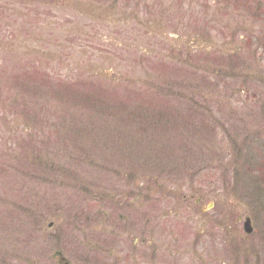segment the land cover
<instances>
[{
    "label": "rangeland",
    "instance_id": "374dc122",
    "mask_svg": "<svg viewBox=\"0 0 264 264\" xmlns=\"http://www.w3.org/2000/svg\"><path fill=\"white\" fill-rule=\"evenodd\" d=\"M58 252L264 264V0H0V264Z\"/></svg>",
    "mask_w": 264,
    "mask_h": 264
},
{
    "label": "trees",
    "instance_id": "16d2710c",
    "mask_svg": "<svg viewBox=\"0 0 264 264\" xmlns=\"http://www.w3.org/2000/svg\"><path fill=\"white\" fill-rule=\"evenodd\" d=\"M75 68L79 69V67H77V66H75ZM100 77H102V80L99 79L100 80L99 81L98 78H100ZM104 77L106 78V75H103V73L99 74V73H96V72H95V75H92L91 77H89V76L87 77V79L91 78V79H97V80L96 81H88V82H90V84H86L88 86L89 90L87 91V93H85L83 95V98H84L82 100L83 104L86 105L87 109L92 110V111L95 110L98 113H112L111 112L112 110H114L115 113H117L116 107H114L112 105V103L110 104V101L108 100L109 96H106L105 93H104V95L102 93H100L106 87H108V86L111 87V85L108 82H106V79ZM82 78H83V76H82ZM149 78L151 80L150 87H154V88L157 89V90H154L156 93H154L153 95L158 94V95H161L163 97H165V95H171V92H172L171 88H172V86L175 87L174 83H171V81H170V82H168V84L165 85V88L161 89L160 87H158L156 85L155 81H152L153 76L150 75ZM50 80H51L50 78L46 77L45 81H46V83H49ZM111 80H113V83L118 84L116 81H114V79L111 78ZM120 81H122V80H120ZM48 85H50V83ZM94 87H99L101 90L95 92L94 89H93ZM51 92H52V96H56V93H57L56 90H51ZM205 96H206V94H204L203 92H199L197 94V96H196L197 100L195 98L194 99L196 100L197 103L202 104V103L199 102V100L205 99ZM17 101H19V97L15 96V98L12 101V103L17 105V103H16ZM59 102L60 101L56 102V104L59 103ZM141 103H142V101L140 103H138L137 105H135V109L139 110L140 108H142ZM159 110L162 112V113H159L161 116L163 115V113H166L164 106L159 108ZM120 112L121 113H127V105H126V103H122V105L120 104ZM205 113H214V110L209 109V110L205 111ZM150 116H152V113L150 114ZM121 143H122V140L120 139V136H119L118 145L111 147L110 148V152L114 153V154L117 153V152H123L122 150H123L125 145L121 144ZM124 154H126V153L123 152V155Z\"/></svg>",
    "mask_w": 264,
    "mask_h": 264
},
{
    "label": "flooded vegetation",
    "instance_id": "af4514ba",
    "mask_svg": "<svg viewBox=\"0 0 264 264\" xmlns=\"http://www.w3.org/2000/svg\"><path fill=\"white\" fill-rule=\"evenodd\" d=\"M184 202V201H183ZM182 206H179L178 207V212L179 211H181V209H190V208H192V206H187V205H183V204H181ZM122 217V216H121ZM189 217H191L192 218V214L189 216ZM141 224V223H140ZM150 224V223H149ZM203 224L204 225H206L204 222H203ZM207 226V225H206ZM110 227V226H109ZM124 228V227H123ZM121 230H122V227H121ZM209 233H210V231H209ZM208 235V234H207ZM154 236H156V234L154 235ZM121 237H122V235H121ZM123 238V237H122ZM155 238V237H154ZM127 240H130L131 238L130 237H127L126 238ZM121 242H123V241H121ZM155 242H156V240H155ZM114 242H113V240L112 239H110V241H109V243H108V245L109 246H111L112 244H113ZM151 246V245H150ZM147 250L149 251V247L147 246ZM58 254H59V256H60V262L62 263V262H64L66 259L64 258V256L62 255V253L61 252H58ZM125 262V261H124ZM64 264H69L67 261H65L64 262Z\"/></svg>",
    "mask_w": 264,
    "mask_h": 264
},
{
    "label": "water",
    "instance_id": "95a60500",
    "mask_svg": "<svg viewBox=\"0 0 264 264\" xmlns=\"http://www.w3.org/2000/svg\"><path fill=\"white\" fill-rule=\"evenodd\" d=\"M244 229L247 233L253 232V225L250 217H246L244 221Z\"/></svg>",
    "mask_w": 264,
    "mask_h": 264
}]
</instances>
